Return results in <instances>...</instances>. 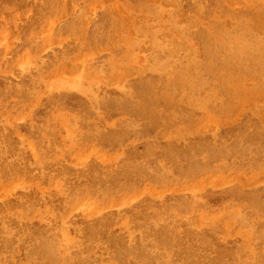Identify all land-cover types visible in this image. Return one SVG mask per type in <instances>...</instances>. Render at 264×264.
Here are the masks:
<instances>
[{"label": "rangeland", "instance_id": "374dc122", "mask_svg": "<svg viewBox=\"0 0 264 264\" xmlns=\"http://www.w3.org/2000/svg\"><path fill=\"white\" fill-rule=\"evenodd\" d=\"M0 264H264V0H0Z\"/></svg>", "mask_w": 264, "mask_h": 264}]
</instances>
